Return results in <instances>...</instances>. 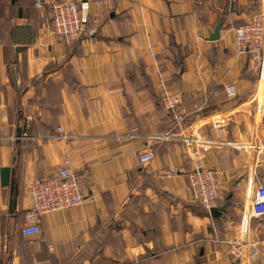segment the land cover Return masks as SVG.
Masks as SVG:
<instances>
[{
    "label": "crops",
    "instance_id": "0c3cea01",
    "mask_svg": "<svg viewBox=\"0 0 264 264\" xmlns=\"http://www.w3.org/2000/svg\"><path fill=\"white\" fill-rule=\"evenodd\" d=\"M7 1L0 170L10 169L14 189L0 177V264H264V217L242 226L264 181V96L255 111L262 81L235 48V28L264 14V0H86V27L96 33L69 44L49 33L48 11ZM162 84L181 94L176 127ZM193 126L223 143L201 157L216 173L218 206L229 197L219 217L188 187L196 162L178 136ZM147 148L154 159L141 164ZM64 158L84 200L43 216L38 234H23L28 187L53 178ZM232 242L241 244L240 259Z\"/></svg>",
    "mask_w": 264,
    "mask_h": 264
},
{
    "label": "built area",
    "instance_id": "2783aa9c",
    "mask_svg": "<svg viewBox=\"0 0 264 264\" xmlns=\"http://www.w3.org/2000/svg\"><path fill=\"white\" fill-rule=\"evenodd\" d=\"M33 5L49 12L47 29L55 37L69 44L78 40L87 31L93 36L96 28H87L89 4L79 0H33ZM235 48L238 55H247L252 69L257 72L258 81L264 82V14L258 15L250 21L235 28ZM228 97L237 93L234 83L224 85ZM161 102L163 107L172 114L178 125L183 120L179 109L180 92L169 91L162 84ZM262 110V102H255V111ZM219 127L221 121L214 122ZM61 131V128L58 127ZM189 152V157L196 162L194 169L188 174V187L193 201L207 211L218 206L220 191L217 185L216 173L204 166L202 155L211 148L223 144L217 139L209 138L201 131L200 126L190 127L181 136ZM154 159L150 148L139 153L141 164H148ZM178 169L171 168L167 175L172 176ZM30 205L25 212L21 231L25 235H35L40 232L43 216L50 212L78 206L84 200L81 191L80 176L70 165L68 158H64L55 176L50 179L37 180L28 187ZM242 226L245 227L249 217H264V181L260 182L253 192L250 203L244 208ZM1 216V211H0ZM229 252L233 258L243 256L241 244L230 243Z\"/></svg>",
    "mask_w": 264,
    "mask_h": 264
},
{
    "label": "water",
    "instance_id": "95a60500",
    "mask_svg": "<svg viewBox=\"0 0 264 264\" xmlns=\"http://www.w3.org/2000/svg\"><path fill=\"white\" fill-rule=\"evenodd\" d=\"M82 1H86V0H82ZM222 26V22H219L215 28H214V32L213 34H211L210 36V40H217L219 38V30ZM21 132H25V128H22L21 129ZM0 177H1V183L2 185H9V188H10V192L12 193L13 192V189H14V182L13 180L10 178V169L7 168V167H4V168H1L0 170ZM229 197L227 198V201L220 205V206H216V207H212L209 209V214L211 217H219L221 215L222 212H225L226 211V207L228 206L229 204V201H228ZM11 206H15V199L14 198H10L9 200Z\"/></svg>",
    "mask_w": 264,
    "mask_h": 264
},
{
    "label": "trees",
    "instance_id": "16d2710c",
    "mask_svg": "<svg viewBox=\"0 0 264 264\" xmlns=\"http://www.w3.org/2000/svg\"><path fill=\"white\" fill-rule=\"evenodd\" d=\"M7 1V0H6ZM15 1H22V3L23 4H26V5H28L29 4V2H31L30 4L34 7V8H36L34 5H33V0H8L7 2V6H10L11 4H13ZM29 4V5H30ZM4 7H5V0H0V14L2 15V13H3V10H4ZM96 33V32H95ZM87 35V36H89L88 35V33H87V31H85L82 35ZM81 35V36H82ZM95 35V34H94ZM81 38V37H80ZM169 113V112H168ZM171 116H172V114H170ZM173 118V117H172ZM173 126H178V124H176L175 122H174V119H173ZM203 208V207H202ZM205 211H207L205 208H203Z\"/></svg>",
    "mask_w": 264,
    "mask_h": 264
},
{
    "label": "rangeland",
    "instance_id": "374dc122",
    "mask_svg": "<svg viewBox=\"0 0 264 264\" xmlns=\"http://www.w3.org/2000/svg\"><path fill=\"white\" fill-rule=\"evenodd\" d=\"M31 2H29V4H30ZM29 10V9H28ZM48 84V83H47ZM260 86H261V90L257 93V99L259 100V101H263V96H264V91H263V88H264V82H261L260 83ZM48 89H49V87H48ZM44 100H46V98H43ZM48 100H50V101H52V102H55L56 100H55V98H54V95L52 94V95H50L49 97H48ZM16 109H18L17 111H18V113H19V110H20V107L17 105L16 106ZM19 114H21V112L19 113Z\"/></svg>",
    "mask_w": 264,
    "mask_h": 264
}]
</instances>
